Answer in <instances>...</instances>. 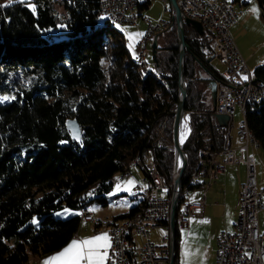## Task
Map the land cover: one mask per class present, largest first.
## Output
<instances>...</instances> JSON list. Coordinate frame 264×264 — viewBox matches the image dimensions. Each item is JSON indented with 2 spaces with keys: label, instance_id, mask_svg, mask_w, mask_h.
<instances>
[{
  "label": "trees",
  "instance_id": "obj_1",
  "mask_svg": "<svg viewBox=\"0 0 264 264\" xmlns=\"http://www.w3.org/2000/svg\"><path fill=\"white\" fill-rule=\"evenodd\" d=\"M257 1L264 9V0ZM30 2L35 12L26 3L0 0L8 5L0 7V97H9L0 101V264H26L32 252L48 256L63 249L79 231L80 212L107 206L116 176L147 150L169 198L174 178L179 41L173 19L159 33L157 64L144 77L116 24L100 23L102 0ZM150 3H140V16ZM185 34L192 133L183 148L189 161L182 193L195 187L190 176L199 168L200 150H221L227 131L215 119L208 82L202 88L199 80L213 49L192 27ZM255 72L264 82V64ZM72 118L81 140L67 129ZM245 121L264 150V101L249 102ZM143 206L142 196L115 219ZM65 210L74 214L55 216ZM176 241L179 264L178 224Z\"/></svg>",
  "mask_w": 264,
  "mask_h": 264
},
{
  "label": "built area",
  "instance_id": "obj_2",
  "mask_svg": "<svg viewBox=\"0 0 264 264\" xmlns=\"http://www.w3.org/2000/svg\"><path fill=\"white\" fill-rule=\"evenodd\" d=\"M144 1L102 0L100 13L114 24H137L140 19L138 8ZM161 1L165 5L169 3V0ZM177 4L184 18L202 24L203 36L214 56L226 67L217 80L215 114L230 117L221 150L201 149L199 168L190 176V183L195 187L187 188L183 193L182 188L179 190L177 224L180 228L187 227L192 217L205 213L204 197L198 202L192 201L194 189L206 192L225 173L228 165L241 164L246 167L247 174L241 188L235 231L219 234L215 264H264V232L258 223L264 202L258 190L256 159L250 149L253 144L243 129V121L239 126L243 145L238 149L230 145L231 120L237 106L242 112L243 102L264 101V82L255 70L249 69L232 37L231 29L238 22V14L230 0H177ZM169 27L170 21L160 20L157 24L148 21L147 33L138 47V53L147 64V73L152 70V64L147 60V42L154 34ZM245 76L248 77L246 80L243 79ZM133 168L144 174L143 182L136 187L137 191L146 193V212L141 214L139 222H128L125 218L97 220L90 211H81V218L93 217L94 222H99L98 231L109 235L111 247L106 264H169V234L162 237L166 242L163 245H157L152 234L154 229L169 226L171 197L162 196L168 193L169 186L159 172L152 150H147ZM122 178H131V169L124 171ZM181 194L184 197L180 202Z\"/></svg>",
  "mask_w": 264,
  "mask_h": 264
},
{
  "label": "rangeland",
  "instance_id": "obj_3",
  "mask_svg": "<svg viewBox=\"0 0 264 264\" xmlns=\"http://www.w3.org/2000/svg\"><path fill=\"white\" fill-rule=\"evenodd\" d=\"M230 1L234 6L235 11L238 12V16L240 17L243 14L241 26L237 27L234 31H231L232 37L239 48H242L245 52H251L255 55V60H253V62H248L249 69L253 71L256 69V63H258V66L264 64V9L260 7L257 0H240V2L236 0ZM244 3L247 4L245 5ZM165 8L168 9L165 10ZM141 14L142 16H140L137 24H116L117 29H119V31L124 34L127 40V45L136 60L139 58V53L137 52L139 43L145 37L148 30V21H150L152 24H157L160 20H166L170 22L172 20V13L170 11L169 3L165 5V3H163L161 0H151L149 8L143 10ZM107 19V17L101 15L100 23H104ZM156 34L150 37L147 42V60L152 64V66H154L152 41ZM130 36L134 37V39L130 40ZM159 38L160 35L158 37V44ZM163 42L164 41H162V43ZM130 44L132 47H130ZM212 65L214 69L220 74L226 70V67L222 65L218 59H213ZM0 101L4 100L0 99ZM242 121H245V116L241 112L240 106H237L234 118L232 120L231 131L233 133L237 132ZM160 135L163 137L162 130H160ZM260 155L264 157V150H259V156ZM262 163L263 166H261L259 158H256V171L260 180L258 190L262 193L264 202V185L261 186V182L264 181V161ZM133 166L134 165H132V167ZM132 172L135 177L139 176L134 172V170ZM129 181L132 183H129ZM136 184L135 178L126 180L122 179L120 174H118L116 176L115 188L108 196L109 204L107 206L96 204L91 206L88 211L93 212L96 217L101 220L106 218H115L112 217L114 214L128 213L130 209L138 205L142 199V196L139 194V190H136ZM162 196L168 197L165 194H162ZM73 214L74 212L72 210H65L63 212L56 213L55 216L61 219H67ZM258 223L260 229L264 232V210L260 213ZM180 232L182 235V251L181 257L179 258V264H215V253L213 252L212 248L213 237L212 231L209 228L203 227L198 231L195 230L194 232L193 230L190 232L188 228H180ZM168 233L169 229L166 226H164L162 229L152 230L155 243L157 245L165 244L166 242L162 241V237ZM55 254H58L56 255L57 257L60 253L56 252L54 255ZM52 260L53 261H51L49 264H60L59 260Z\"/></svg>",
  "mask_w": 264,
  "mask_h": 264
},
{
  "label": "crops",
  "instance_id": "obj_4",
  "mask_svg": "<svg viewBox=\"0 0 264 264\" xmlns=\"http://www.w3.org/2000/svg\"><path fill=\"white\" fill-rule=\"evenodd\" d=\"M236 1L240 2V0H236ZM242 21H243V14L240 17L238 16V22L231 29V31H234L237 27L241 26ZM239 50L241 54L243 55V57L245 58L247 65H248V62H253V60H255L254 59L255 55L253 53L245 52L242 48H239ZM213 59H217L214 56V54L208 60L209 67L211 66L213 68V73L223 75L225 71L222 74H220L214 69L212 65ZM257 64L258 63L255 64L256 67L258 66ZM210 78L211 77L209 73L207 72V69L202 67L199 72V80H200V85L202 86V88L206 85V81L207 82L210 81ZM215 107H214V110H215ZM232 120H231V123H232ZM225 128L227 129L228 126ZM231 130H232V127H231ZM231 130H230V145L233 148L238 149L240 146L243 145L244 141L240 136L239 129L237 130L236 133H233ZM250 149H251V152L254 154L255 159L259 158V162L261 166H263L262 162L264 161V157L261 155L259 156V150L262 149L260 147V144L259 146H251ZM132 168H131V178L130 179L135 178L136 183H137L136 185H138L139 183L143 182L144 174L141 170L136 169V168L132 169ZM133 170L139 176L135 177L132 172ZM256 170H257V165H256ZM246 174L247 172H246L245 166L241 164L228 165L226 167L225 173L220 175V177L216 180V182L211 184V186L207 189L206 192H203L202 189L193 190L192 201L198 202L201 198L203 197L205 198L206 200L205 213L203 216L192 217L190 219L189 225L181 229L188 228L190 232H192V230L194 232L195 230L198 231L199 229L203 227L209 228L212 231V237H213V240H212L213 247L212 248H213V252L215 253V257H214L215 260H216V250H217V238L219 234L222 232H234L235 231V225L237 221V211L239 208V201H240V193H241L242 185L246 180ZM120 176L122 177L121 174ZM130 179H127V180H130ZM257 181H258V186H259L260 180H259L258 173H257ZM261 183H262L261 186H263L264 181H262ZM136 185L135 187H137ZM120 215H123V214H114L112 217H119ZM96 219L101 220L97 217ZM158 229H162V228H158ZM154 230H157V229H154ZM103 234H106V233L98 231L94 223L90 221H81V225H80L78 233L69 242V244L66 245L60 251H58V253H62L64 249L69 247V245H71L73 241L79 242V241L89 240V239H92L94 237H97ZM181 241H182V235H181ZM108 249H107V253H108ZM181 251H182V242L180 243L179 258L181 257ZM53 255L54 254L49 255V256H43L40 253L32 252L26 264H45V262L51 263V261H53L52 260L53 257H56V255L58 254H55L54 256ZM49 257H52V258H49ZM106 262H107V259L105 260L104 264H106ZM59 263L63 264L62 261H60ZM81 264H88V262L82 261Z\"/></svg>",
  "mask_w": 264,
  "mask_h": 264
},
{
  "label": "water",
  "instance_id": "obj_5",
  "mask_svg": "<svg viewBox=\"0 0 264 264\" xmlns=\"http://www.w3.org/2000/svg\"><path fill=\"white\" fill-rule=\"evenodd\" d=\"M170 11L172 13L173 22L176 23L177 36L179 41V87H178V100L176 110L173 112L174 126H173V149L175 153L174 162V178L172 184V193L170 198V213H169V264H175L176 259V236H177V213L179 204V190L181 189V180L185 172L186 166L189 161L188 154L184 151V145L188 141L192 133L190 113L186 110L187 99V81L185 78V57L189 45L186 41L185 28L186 26L192 27L199 35L203 36L204 30L199 21L184 18L182 12L177 4V0H169ZM172 22V23H173ZM158 37L159 34L154 36L152 41V51L154 63L157 64V51H158ZM207 72L213 79L208 82V87L211 91V98L214 107L216 106V93H217V79L214 77L213 68H207ZM188 117L190 123V136L186 141H182L179 133V124L181 118ZM217 123L222 127H227L230 117L225 114H215ZM67 129L70 131L73 139H82V128L77 119H70L67 122Z\"/></svg>",
  "mask_w": 264,
  "mask_h": 264
},
{
  "label": "snow or ice",
  "instance_id": "obj_6",
  "mask_svg": "<svg viewBox=\"0 0 264 264\" xmlns=\"http://www.w3.org/2000/svg\"><path fill=\"white\" fill-rule=\"evenodd\" d=\"M10 3H26L35 12V6L31 4L30 0H10ZM6 6L8 5H0V7ZM129 39L133 40L134 37L130 36ZM130 47H132L131 44ZM247 78V76L243 77L245 80ZM0 99L8 100L9 97L5 96ZM129 183L132 182L129 181ZM110 247V238L107 234H103L89 240L73 241L69 247L53 259L62 261L63 264H81L82 261H87L88 264H104L108 256L107 249ZM45 264H49V262H45Z\"/></svg>",
  "mask_w": 264,
  "mask_h": 264
},
{
  "label": "bare ground",
  "instance_id": "obj_7",
  "mask_svg": "<svg viewBox=\"0 0 264 264\" xmlns=\"http://www.w3.org/2000/svg\"><path fill=\"white\" fill-rule=\"evenodd\" d=\"M137 63L140 66L142 74L144 75V77H146L149 74V73H147V64L144 62V58H142L140 56V54H139V58L137 60ZM248 104H249V102H243V104H242V113L244 114V116L246 114ZM243 129H245V131L249 137V140L253 144V146H259V142L256 140L253 132L248 128L246 121L243 122ZM179 133H180V136L182 138V141H186L188 139V137L190 136V123H189V119L187 116L184 118H181V120H180ZM140 158H141V156L135 158L132 165L137 164V162ZM140 193L142 194L144 200H146V193L145 192H140ZM145 212H146V203L144 202V206L142 207V209L139 212H137L135 215L131 216L130 218H125V219L128 222H139L141 220V214H145ZM80 219H81V221H90V222L94 223L96 225L97 229L99 230V222H94L93 217L81 218V212H80Z\"/></svg>",
  "mask_w": 264,
  "mask_h": 264
}]
</instances>
